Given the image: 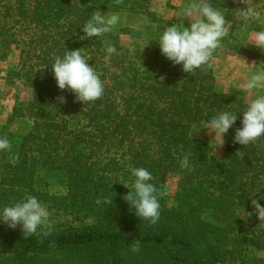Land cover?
<instances>
[{"label":"trees","instance_id":"16d2710c","mask_svg":"<svg viewBox=\"0 0 264 264\" xmlns=\"http://www.w3.org/2000/svg\"><path fill=\"white\" fill-rule=\"evenodd\" d=\"M150 1L0 0V59L17 55L5 78L31 89L30 99L18 101L0 128V138L12 145L0 151V216L5 207L38 195L52 215L79 221L53 222L47 239H24L22 225L11 229L0 221V264H264V228L247 215L254 198L264 205V138L245 148L233 143L249 103L217 90L213 67L185 73L156 44L147 55L115 43L109 56L104 36L81 39L96 10L146 14L158 22L157 39L173 23L152 12ZM240 1L208 3L232 27L243 24L234 17ZM76 49L104 84L95 102L83 104L57 86L55 58ZM224 111L237 113V120L222 153L214 155L191 128ZM16 120H26V132L7 128ZM189 152L191 171L180 166ZM39 166L65 174L66 194L36 189ZM141 167L163 193L155 226L124 199L135 180L132 169ZM168 175L177 177L171 197ZM97 197L112 198V204L97 205ZM137 240L140 251L132 253Z\"/></svg>","mask_w":264,"mask_h":264},{"label":"clouds","instance_id":"9594fccd","mask_svg":"<svg viewBox=\"0 0 264 264\" xmlns=\"http://www.w3.org/2000/svg\"><path fill=\"white\" fill-rule=\"evenodd\" d=\"M123 2L124 0H115L116 5H121ZM241 2L247 4L246 0H241ZM240 14L245 21L258 15L251 6H247L246 10H240ZM183 15L190 21V27L177 24H173L171 27L167 26L157 40L162 55L174 66L182 65V70L188 74L195 73L197 69L211 68L214 53L222 47V40L229 35L228 22L221 11L208 3V0H192L184 7ZM119 19L118 14L106 16L96 10L82 27L85 36H82L81 39L100 37L112 32L119 23ZM250 40L254 47L264 51V30L253 32ZM106 52L110 56L116 52V48L109 45ZM88 60L90 58H85L81 54V49L67 50L63 57L57 56L51 66L58 88L71 91L75 94L76 100L83 104L95 102L101 99L104 94V84L94 67L89 66ZM238 89L245 94L256 89H264V65L255 72H251L247 81L241 83ZM58 100L60 103H66L63 96L58 97ZM242 113V127L236 129L233 143L243 145L245 148L264 138V94L252 99ZM236 120L237 113L227 111L212 117L207 128L210 133H215L214 138L219 141L218 146L224 145V136L233 127ZM11 147L7 138H0V151H9ZM190 156V152L183 155V159L180 161L182 169L193 170L194 166L190 164ZM235 156L243 159L244 152L237 150ZM132 175L135 180L131 185V191L124 199L140 219L155 226L161 215L158 197L163 193L158 192L156 186L150 182L153 177L147 169L134 168ZM124 186L129 188L127 185ZM94 202L97 205L112 204V198L97 197ZM252 204L260 221L258 226L264 228V207L255 198L252 200ZM49 217V211L35 196H27L25 201L5 207L0 221L6 223L11 229L22 225L24 239L34 235L47 239L54 233L53 222ZM50 245L54 246V241H50ZM130 250L132 253H138L140 242L135 241Z\"/></svg>","mask_w":264,"mask_h":264},{"label":"rangeland","instance_id":"374dc122","mask_svg":"<svg viewBox=\"0 0 264 264\" xmlns=\"http://www.w3.org/2000/svg\"><path fill=\"white\" fill-rule=\"evenodd\" d=\"M191 2L192 0H151L149 9L165 22L170 21L173 24L190 27V21L185 19L183 15V9ZM246 2L247 4L240 1L235 6L237 7L234 13L235 20L237 22L242 21V25L235 24L231 27L233 24L226 20L229 25V35L232 40H229V38L222 40V47L214 56L212 67L217 90L224 93H234L239 99L250 103V101L255 99L258 95L264 94V89H256L251 93L245 94L238 88L241 83L247 81L251 72H255L264 65V51L254 47L250 40V36L253 32L264 30V0H246ZM247 6L253 7L258 15L255 18L245 21L240 14V10H246ZM99 11L106 16L118 14L120 17L119 23L113 31L103 35L108 46H114L116 43L123 48H127L129 51L137 49L147 55L152 52L154 44L160 48L157 39H159L161 34L155 39L158 32V22L153 21L146 14L132 13L127 10L115 12L107 10ZM160 24L164 23L162 22ZM16 59L17 55L14 51H12L6 59H0L1 129L7 124L6 120L11 113L12 107L18 101H25L31 97L30 87L25 85L21 80H15L13 83H9L5 78L8 69L12 64L16 63ZM106 59L110 61L112 58H110V60L109 58ZM208 126L209 123L206 122L193 125L191 128V136L204 140L211 147V151L214 155H220L233 131V127L225 134L224 145L218 146L219 141L214 138L215 133H210L207 128ZM7 128L21 134L27 131L28 124L26 120H16V122L10 125L8 124ZM34 186L41 193L47 191L52 195H63L67 192L65 174L62 171L47 169L42 166L36 168ZM166 186L167 193L171 197L177 186V177L168 175L166 178ZM35 197L39 202L44 203L43 198H38V195ZM261 206L264 207V205ZM49 213V219L52 222L59 223L68 219L73 220L75 224H79L76 216H64L63 214L54 216L51 212ZM247 215L249 217L251 215L252 220L256 219L257 222L260 223L252 201ZM85 221L87 222L89 219L87 218Z\"/></svg>","mask_w":264,"mask_h":264}]
</instances>
